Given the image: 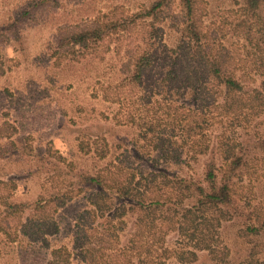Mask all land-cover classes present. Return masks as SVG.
<instances>
[{
    "label": "trees",
    "instance_id": "1",
    "mask_svg": "<svg viewBox=\"0 0 264 264\" xmlns=\"http://www.w3.org/2000/svg\"><path fill=\"white\" fill-rule=\"evenodd\" d=\"M170 2L151 0L130 15L111 8L102 20L94 18L59 39L94 53L105 38L135 34L137 48L127 57L130 69L116 87L143 90L140 112H127L125 119V125L135 124L143 132L130 146L110 144L106 138L97 144L99 136L92 142L80 140L82 156L106 160L91 171L60 157L45 160L34 171L43 169L48 176L52 170L51 183L34 201L12 200L13 179L0 180L6 187L0 192V233L25 257L43 253L42 264H73L76 257L75 264H168L172 257L183 262L185 254L214 252V236L236 216L235 179L242 176L251 152L264 154V54L248 65L241 63L233 43L208 31L204 0H178L176 37L168 46L162 39L166 23H161ZM231 4L239 6V41L264 51V0ZM162 96L168 100L165 110L149 113L147 105ZM116 99L134 106L130 98ZM167 121L182 128V135L172 131L163 137ZM112 149L123 153L113 157ZM199 157L205 160L196 178L171 170ZM71 202L82 209L70 223H61L55 216ZM69 228L80 235L78 245L51 247L50 237ZM260 228L247 225L254 234ZM170 232L184 235L191 249L165 247ZM91 237L99 247L109 244L113 261L103 259L104 248L95 250Z\"/></svg>",
    "mask_w": 264,
    "mask_h": 264
},
{
    "label": "rangeland",
    "instance_id": "2",
    "mask_svg": "<svg viewBox=\"0 0 264 264\" xmlns=\"http://www.w3.org/2000/svg\"><path fill=\"white\" fill-rule=\"evenodd\" d=\"M150 1L0 0V180L13 179L16 189L12 200L34 201L42 190L49 188L52 170L48 176L43 169L34 171L45 160L56 162L57 157L64 158L76 169L88 171L106 161L94 162L89 156H82L77 149L80 140L92 142L99 136L97 144H101L102 138L110 144L122 142L130 146L137 142L143 129L131 123L125 125V119L127 112H140L143 90L116 87L130 69L127 57L137 48L135 34L119 36V40L105 38L94 53L83 52L59 39L85 27L94 18L102 20L111 8L130 15ZM204 1L208 31L225 37L226 44L233 43L241 63L248 65L264 54L254 44L239 41L238 5H232L231 0ZM166 16L161 23H166L162 39L170 46L176 37L173 25L179 19L178 0H171ZM138 43L141 45V41ZM118 95L130 98L134 106L119 103ZM158 99V103L147 105L149 113L159 115L167 107L168 100L163 96ZM178 127L167 121L161 135L166 137L173 131L181 136L183 129ZM121 153L118 149L110 151L113 157ZM204 160L199 157L187 165L171 166V170L196 178L202 172ZM235 182L236 216L223 222L214 236L216 250L185 254L183 262L172 257L168 264H264V154L251 152L242 176ZM5 191L6 187L0 186V192ZM79 208L82 209L79 202L68 203L55 217L61 223H70ZM251 224L262 227L260 232L249 231L247 225ZM129 228L130 224L126 230ZM79 236L75 228H69L50 237V244L78 245ZM165 239L168 249H191V242L184 235L170 232ZM91 241L95 250L104 248L100 254L109 263L114 257L112 249L107 248L109 244L104 242L99 247L97 238ZM42 258L43 253L25 257L0 233V264H42ZM73 262H78L77 257Z\"/></svg>",
    "mask_w": 264,
    "mask_h": 264
}]
</instances>
